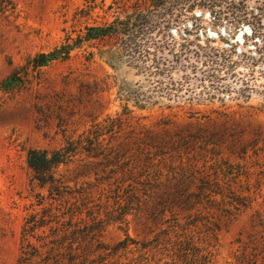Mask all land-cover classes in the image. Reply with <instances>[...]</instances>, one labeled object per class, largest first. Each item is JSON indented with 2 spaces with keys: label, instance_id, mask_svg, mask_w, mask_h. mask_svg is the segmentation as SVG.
Returning a JSON list of instances; mask_svg holds the SVG:
<instances>
[{
  "label": "rangeland",
  "instance_id": "374dc122",
  "mask_svg": "<svg viewBox=\"0 0 264 264\" xmlns=\"http://www.w3.org/2000/svg\"><path fill=\"white\" fill-rule=\"evenodd\" d=\"M135 3L151 7V0H0V264H17L26 222L59 208L55 186L40 185L28 168L27 151L79 140H94V150H80L53 174L80 219L64 210L33 237L78 235L109 246L125 236L148 239L154 208L195 203L230 222L221 223L215 264H264V29L255 36L254 25L213 20L205 3L190 6L186 27L199 23L204 31L190 32V49L226 58L213 67L217 93L201 100H137L134 89L146 92V78L124 61L113 64L115 37L43 67L33 63L87 26L132 23ZM186 27L154 28L145 41L174 43L175 53L187 44ZM203 79L189 76L196 94Z\"/></svg>",
  "mask_w": 264,
  "mask_h": 264
},
{
  "label": "trees",
  "instance_id": "16d2710c",
  "mask_svg": "<svg viewBox=\"0 0 264 264\" xmlns=\"http://www.w3.org/2000/svg\"><path fill=\"white\" fill-rule=\"evenodd\" d=\"M204 1L210 8L213 20L227 21L231 25L233 22L254 25L255 28H252L255 36H263L260 31L264 29V0H250L262 2L249 10L245 5L248 0ZM202 2L203 0H151V7L149 5L145 9L141 8V3H135V12L131 14L136 18L132 23L129 20H116L110 24L87 26L82 35L74 39L68 38L51 51L38 54L33 63L36 67H43L54 61L67 59L73 50L81 48L85 43L115 37L118 44L109 50L113 64H116L115 61H124L146 78V92L142 91L143 87L140 85L134 89L137 100L140 96L151 97V103L164 96L169 99L180 97L201 100L205 96L212 98L213 92L217 93L219 88L213 67L225 64L224 51L201 54L202 47L197 46L196 51L190 49L192 44L187 38L190 32L199 34L204 31L199 23L191 22L186 27L187 22L183 20V16L193 9L190 6H204ZM179 23H184L186 27L182 32V39L187 44L181 45L179 50L175 49V53L174 43L165 45L159 40H151V44H147L145 41L150 38L154 28L169 29L173 34L170 27L178 26ZM198 72L204 75V79L202 89L196 94L199 87L190 84L188 79L190 75ZM93 142L94 140H88L83 144L81 140L69 141L60 149L50 152L36 149L27 151L28 168L40 185L55 186L59 208L53 205L44 209L40 219L33 218L22 226L17 264H215L220 248V234L224 227L222 224L227 225L230 222H222L221 218L216 217V211L199 207L195 203L162 206L157 212L154 208L156 229L148 239L137 240L125 236L115 245L109 246L99 239H87L78 235H73L70 239L55 236L50 241L33 237L34 232L46 228L52 219L59 220V213L63 214L64 210L69 217L80 219L79 211H74L77 205L65 206L66 197L59 191L60 182L54 179L53 171L58 166L71 162L80 150L93 151ZM165 213H169L170 218H164ZM231 214L227 209L229 218ZM44 216L49 217L42 219ZM60 230L63 228L58 229L59 232ZM93 242L99 245L94 250L91 249Z\"/></svg>",
  "mask_w": 264,
  "mask_h": 264
},
{
  "label": "water",
  "instance_id": "95a60500",
  "mask_svg": "<svg viewBox=\"0 0 264 264\" xmlns=\"http://www.w3.org/2000/svg\"><path fill=\"white\" fill-rule=\"evenodd\" d=\"M15 76V75H14Z\"/></svg>",
  "mask_w": 264,
  "mask_h": 264
}]
</instances>
